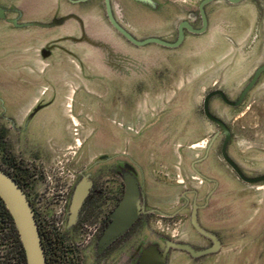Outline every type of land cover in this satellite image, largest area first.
I'll return each mask as SVG.
<instances>
[{"label":"rangeland","instance_id":"1","mask_svg":"<svg viewBox=\"0 0 264 264\" xmlns=\"http://www.w3.org/2000/svg\"><path fill=\"white\" fill-rule=\"evenodd\" d=\"M71 1L8 0L0 20V52L20 54L26 78L21 118L6 115L0 91V169H25V192L44 231L61 237V260L264 264V182H243L224 161L223 132L202 107L215 90L236 101L264 63V2L213 0L207 31H184L169 49L129 43L103 0ZM201 1L111 5L137 39L173 42L181 21L201 26ZM209 110L230 129L226 152L242 174L264 175V72L240 106L214 96ZM92 183L88 208L74 212ZM7 248L0 239V264Z\"/></svg>","mask_w":264,"mask_h":264},{"label":"water","instance_id":"2","mask_svg":"<svg viewBox=\"0 0 264 264\" xmlns=\"http://www.w3.org/2000/svg\"><path fill=\"white\" fill-rule=\"evenodd\" d=\"M71 1V0H67ZM80 0H75L73 3H77ZM213 0H202L198 5V11L201 21V26L199 28L193 27L189 21H181L177 26L176 39L173 42H169L159 37H147L144 39H137L134 37L127 29H125L114 17L112 11L111 0H103L105 14L110 25L129 43L135 46H146L148 44H156L164 48L175 49L182 45L184 42V31L190 32L192 34H202L208 29V20L204 11V7L212 2ZM232 4H237L242 0H227ZM264 2V0H262ZM72 2V1H71ZM5 10L0 7V19H4ZM264 72V63L256 68L249 82L242 89L236 101H231L227 98L224 92L220 90L212 91L204 97L203 100V114L206 119L217 126L223 132L224 138L221 144L220 153L224 161L235 171L238 177L245 183L255 184L259 182H264V175L248 178L242 174L238 169L236 164L228 156L226 149L228 143L231 139V131L227 125L218 117L214 116L209 110V102L214 96H219L224 104L230 107H238L242 104L246 95L251 91L252 88L258 82L260 76ZM86 183V182H85ZM90 182L87 181V188ZM84 184L83 181L78 185L76 191L79 187ZM87 188L82 196L78 207L73 211L77 212L84 197L87 195ZM75 191V193H76ZM74 193V195H75ZM74 199V196H73ZM123 199V198H122ZM0 200L4 204L8 214L10 215L13 225L18 234V238L23 249L26 264H47L41 235L38 228V223L28 200V197L22 187L7 173L0 169ZM122 201V200H121ZM73 204V203H72ZM144 257V256H143ZM143 259V258H142Z\"/></svg>","mask_w":264,"mask_h":264},{"label":"trees","instance_id":"3","mask_svg":"<svg viewBox=\"0 0 264 264\" xmlns=\"http://www.w3.org/2000/svg\"><path fill=\"white\" fill-rule=\"evenodd\" d=\"M120 186H121V191L119 196L115 198L114 208L119 205V203L121 202L124 196L125 186L122 181L120 182ZM91 188L92 187H90V189ZM87 203H88V197L86 198V200L83 201L80 212L83 210L84 206L87 205ZM36 220L38 223V228L41 235V240H42L47 264H64V262L60 258L62 256L61 252L63 250L61 237H59L57 233H52V232L46 233L43 227L41 226L39 220L37 218ZM0 239H2L3 242L8 243V248L5 251L2 264H26L23 249L21 247L18 238V234L13 225L12 219L1 200H0Z\"/></svg>","mask_w":264,"mask_h":264},{"label":"crops","instance_id":"4","mask_svg":"<svg viewBox=\"0 0 264 264\" xmlns=\"http://www.w3.org/2000/svg\"><path fill=\"white\" fill-rule=\"evenodd\" d=\"M8 50L9 48L6 49ZM6 51L0 52V91L6 94L2 107L8 117L17 120L24 115V103L20 102L19 96L24 98L25 71L20 66L23 63L19 61L22 56Z\"/></svg>","mask_w":264,"mask_h":264},{"label":"flooded vegetation","instance_id":"5","mask_svg":"<svg viewBox=\"0 0 264 264\" xmlns=\"http://www.w3.org/2000/svg\"><path fill=\"white\" fill-rule=\"evenodd\" d=\"M4 1V2H3ZM8 3V0H0V7H2V5L4 4H7ZM77 3H80V2H77ZM77 3H75V4H77ZM0 20H2V19H0ZM5 139H7V136L5 135ZM2 170V169H1ZM5 172V171H4ZM5 173H7V172H5ZM8 175H10L15 181H17V183H19V185L22 187V189L24 190V192H25V189H24V186L27 184V180H28V176H27V173H26V171H25V169H23V170H20L17 174H15V175H13V174H10V173H7ZM90 187H92L91 189H90V192L89 193H87V195L85 196V198H84V200H86V198L88 197V203H87V205L86 206H84V208H83V210L80 212V214L81 213H83V212H85L84 210L86 209V208H88V204H89V202H90V200L93 198V195H94V193L96 192V186H95V184L94 183H92L91 184V186ZM92 191V192H91ZM26 193V192H25ZM26 195H27V193H26ZM89 195V196H88ZM27 197H28V195H27ZM28 200H29V198H28ZM83 200V201H84ZM115 200V199H114ZM30 201V200H29ZM83 203V202H82ZM30 204H31V202H30ZM31 206H32V204H31ZM81 207H82V204H81ZM81 207H80V210H81ZM32 209H33V207H32ZM34 211V210H33ZM35 214V213H34ZM35 217L37 218V216L35 215ZM38 219V218H37Z\"/></svg>","mask_w":264,"mask_h":264},{"label":"bare ground","instance_id":"6","mask_svg":"<svg viewBox=\"0 0 264 264\" xmlns=\"http://www.w3.org/2000/svg\"><path fill=\"white\" fill-rule=\"evenodd\" d=\"M122 217H123V218H125V217H126V213H125V212L122 214Z\"/></svg>","mask_w":264,"mask_h":264}]
</instances>
